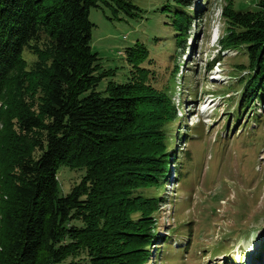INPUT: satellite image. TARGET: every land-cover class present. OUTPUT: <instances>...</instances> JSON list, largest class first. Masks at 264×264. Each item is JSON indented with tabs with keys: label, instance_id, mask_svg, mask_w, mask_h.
Masks as SVG:
<instances>
[{
	"label": "trees",
	"instance_id": "16d2710c",
	"mask_svg": "<svg viewBox=\"0 0 264 264\" xmlns=\"http://www.w3.org/2000/svg\"><path fill=\"white\" fill-rule=\"evenodd\" d=\"M172 1L163 9L183 53L192 0ZM101 5L138 17L127 0H0V264H147L152 257L161 199L146 192L167 180L174 151L166 128L176 109L170 89L149 82L150 55L137 42L124 52L128 80L97 90L115 75L91 48L89 12ZM221 16V49L247 57L239 67L247 76L238 80V109L247 111L264 101V0L246 11L228 1ZM24 50L36 57L28 70ZM177 72L176 65L172 83ZM62 167L84 175L60 196Z\"/></svg>",
	"mask_w": 264,
	"mask_h": 264
},
{
	"label": "rangeland",
	"instance_id": "374dc122",
	"mask_svg": "<svg viewBox=\"0 0 264 264\" xmlns=\"http://www.w3.org/2000/svg\"><path fill=\"white\" fill-rule=\"evenodd\" d=\"M127 1L137 7L138 17L103 5L89 12L92 51L104 70L115 71L97 90L109 81L128 80L131 68L124 52L137 42L150 55L143 66L151 73L149 82L159 91L170 89L176 109L166 128L174 151L167 180L146 192L161 199L154 214L159 238L147 264H237L239 256L264 264V101L240 112L238 80L247 71L239 67L247 66V57L243 50H223L219 44L227 2L246 11L258 0H192L183 53L176 48L171 14L163 9L172 0ZM23 59L26 70L36 61L28 50ZM83 175V170L62 167L60 196Z\"/></svg>",
	"mask_w": 264,
	"mask_h": 264
},
{
	"label": "bare ground",
	"instance_id": "6f19581e",
	"mask_svg": "<svg viewBox=\"0 0 264 264\" xmlns=\"http://www.w3.org/2000/svg\"><path fill=\"white\" fill-rule=\"evenodd\" d=\"M205 107V106H204ZM252 258V257H251ZM251 258L247 259V260H244V258L241 256H239L237 259H236V262L237 264H253L252 261H251ZM242 260V261H241Z\"/></svg>",
	"mask_w": 264,
	"mask_h": 264
}]
</instances>
